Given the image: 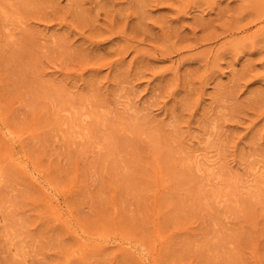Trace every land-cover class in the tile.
Instances as JSON below:
<instances>
[{"label":"rangeland","instance_id":"374dc122","mask_svg":"<svg viewBox=\"0 0 264 264\" xmlns=\"http://www.w3.org/2000/svg\"><path fill=\"white\" fill-rule=\"evenodd\" d=\"M0 264H264V0H0Z\"/></svg>","mask_w":264,"mask_h":264},{"label":"bare ground","instance_id":"6f19581e","mask_svg":"<svg viewBox=\"0 0 264 264\" xmlns=\"http://www.w3.org/2000/svg\"><path fill=\"white\" fill-rule=\"evenodd\" d=\"M6 28H7V27H6ZM10 33H11V32H10ZM66 110H67V109H66ZM69 115H70V114H69ZM82 119H83V118H82ZM77 124H78V123H77ZM77 124H76V125H77ZM75 135H76V134H75ZM210 165H211V164H210ZM254 170H255V169H254ZM118 243H119V242H118Z\"/></svg>","mask_w":264,"mask_h":264}]
</instances>
